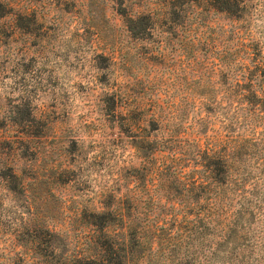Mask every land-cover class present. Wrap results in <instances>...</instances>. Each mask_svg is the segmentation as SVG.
<instances>
[{
	"label": "rangeland",
	"instance_id": "obj_1",
	"mask_svg": "<svg viewBox=\"0 0 264 264\" xmlns=\"http://www.w3.org/2000/svg\"><path fill=\"white\" fill-rule=\"evenodd\" d=\"M262 58L264 0L232 14L208 0H0V178L14 169L28 188L0 190V252L22 250L30 213L81 247L88 210L145 184L153 264H179L180 230L196 252L186 264H264V202L227 243L225 213L179 219V138L225 134L226 92L259 86ZM210 102L225 108L205 129Z\"/></svg>",
	"mask_w": 264,
	"mask_h": 264
},
{
	"label": "trees",
	"instance_id": "obj_2",
	"mask_svg": "<svg viewBox=\"0 0 264 264\" xmlns=\"http://www.w3.org/2000/svg\"><path fill=\"white\" fill-rule=\"evenodd\" d=\"M209 2L217 11L228 14L240 13L246 7V0ZM185 16L186 10L179 8V19L184 22ZM256 68L259 86H254L251 80L226 92L225 134L197 135L199 131L193 133V138H179V219L182 214L188 227L191 223L195 227L219 217L220 212L225 213L229 224L222 243L229 241L232 232L238 233L235 231L243 220L255 215L257 204L264 202L259 182L264 179V131L261 136L257 131L258 126L264 127V58ZM225 106L217 102L207 104L204 109L208 118H200L197 125L209 128L210 117L222 112ZM241 128L242 133L238 132ZM136 172L137 181L145 179L146 165ZM1 188L15 194L18 189L28 191L25 178L14 169L9 178H0ZM147 193L148 186H137L133 198H110L88 210L86 223L90 233L81 247H73L62 233L30 213L25 231L16 236L22 250L0 252V264H153L162 255L158 248L161 236L159 228L152 224L154 200ZM235 199L238 209H228ZM190 235L179 231V264L196 254L186 242Z\"/></svg>",
	"mask_w": 264,
	"mask_h": 264
}]
</instances>
